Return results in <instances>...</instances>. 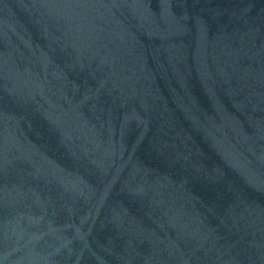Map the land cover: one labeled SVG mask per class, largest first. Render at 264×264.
<instances>
[{"label":"water","instance_id":"1","mask_svg":"<svg viewBox=\"0 0 264 264\" xmlns=\"http://www.w3.org/2000/svg\"><path fill=\"white\" fill-rule=\"evenodd\" d=\"M0 264H264V0H0Z\"/></svg>","mask_w":264,"mask_h":264}]
</instances>
